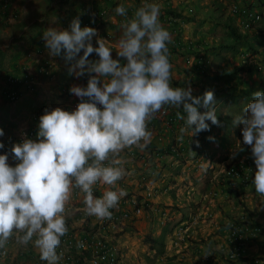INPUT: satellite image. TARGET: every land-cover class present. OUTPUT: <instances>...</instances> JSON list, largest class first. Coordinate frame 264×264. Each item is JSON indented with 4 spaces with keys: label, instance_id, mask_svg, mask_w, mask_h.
I'll use <instances>...</instances> for the list:
<instances>
[{
    "label": "crops",
    "instance_id": "crops-1",
    "mask_svg": "<svg viewBox=\"0 0 264 264\" xmlns=\"http://www.w3.org/2000/svg\"><path fill=\"white\" fill-rule=\"evenodd\" d=\"M144 2L0 0V128L5 133L0 141L5 147L11 148L22 133L35 139L45 108L74 110L79 98L70 93V87L87 85V76L69 74L71 63L63 55H49L44 31L70 29L76 17L94 22L95 14L108 7L97 33L112 47L115 59L124 19L117 15V6L124 5L131 17ZM148 2L160 5V23L172 36L168 45L171 85L186 88L190 82L194 96L212 90L219 125L206 121L210 130L193 137L189 130L180 142L177 138L184 121L177 119L178 109L165 105L149 123L152 136L148 146L143 150L126 148L119 157L125 170L121 188L127 195L117 207H128L132 195L147 199L150 205L134 220L115 225L110 219L87 215L84 194L73 190L64 213L68 231L97 233L110 240L118 247L120 264H161L163 253L174 254L182 248L173 247V237H185L187 243L191 240V246L196 242L191 254L198 251L209 256L229 246V225H256L262 233L254 238L248 231L243 254L258 256L254 254L264 251V196L255 192L252 181L256 165L251 146L243 143V125H235L234 118L242 113L255 91H264V64L258 63L264 59V41L260 37L264 34V18L247 26L246 19L234 8L259 5L264 9V0ZM96 39L93 37L94 46ZM89 59L99 57L93 53ZM230 73H235L232 80ZM5 88L15 90L20 97L10 101L2 94ZM199 110L205 111L202 107ZM169 115L174 122L168 121ZM233 153H238L235 158ZM9 163H16L11 155ZM234 164L240 170L237 175L229 173ZM108 187L102 184L97 197ZM147 189L153 191L151 196ZM34 240L35 237L27 245H18L11 239L9 255L0 257V264H47L40 259ZM76 253L79 264H90L88 251ZM58 264H62L61 258Z\"/></svg>",
    "mask_w": 264,
    "mask_h": 264
},
{
    "label": "clouds",
    "instance_id": "clouds-1",
    "mask_svg": "<svg viewBox=\"0 0 264 264\" xmlns=\"http://www.w3.org/2000/svg\"><path fill=\"white\" fill-rule=\"evenodd\" d=\"M115 11L124 18L115 59L107 40L92 27L82 28L79 17L70 29L49 28L43 33L49 55H63L71 63L69 74L87 76V85L70 87L79 98L74 110L45 108L36 138L22 133L10 152L0 154V249L13 238L27 245L35 237L40 259L58 264L57 248L68 232L64 213L74 189L84 194L87 215L111 219V210L127 195L117 187L125 175L120 154L126 148L148 146V124L165 105L178 109L176 117L184 121L180 142L189 130L191 137L210 130L206 121L219 125L212 90L194 96L190 82L186 88L171 85L172 36L160 23V5L145 0L131 17L124 5ZM93 53L99 59L90 60ZM252 96L234 124L243 125V143L251 146L256 165L252 184L264 196V91ZM4 135L0 128V137ZM195 144L199 147L198 140ZM4 147L0 141V149ZM9 155L15 165L9 163ZM97 183L109 186L99 197L93 191Z\"/></svg>",
    "mask_w": 264,
    "mask_h": 264
},
{
    "label": "built area",
    "instance_id": "built-area-1",
    "mask_svg": "<svg viewBox=\"0 0 264 264\" xmlns=\"http://www.w3.org/2000/svg\"><path fill=\"white\" fill-rule=\"evenodd\" d=\"M241 15L246 19V25L252 26L253 23H258L264 18V9L259 5L242 7H235ZM109 12L108 7H105L95 14L94 22L86 19L81 20V27H92L96 30L99 29L102 22ZM51 66V65H49ZM11 82V81H10ZM2 94L7 97L10 101H16L20 96L15 90L3 89ZM163 114H167V111H162ZM168 121L174 122L175 119L171 115L168 116ZM149 126V124H148ZM149 130V127H148ZM22 137L18 140L20 142ZM10 152V148L4 147L0 154ZM10 156V155H9ZM239 169L237 166L231 165L229 167V173L231 175L239 174ZM102 184L97 183L93 187L94 195L98 196L100 187ZM120 180L117 182V187L121 188ZM75 192L79 189H74ZM149 196L153 194V191L147 189ZM123 199V198H121ZM128 207H116L112 209V218L110 222L113 224H122L127 220H134L137 216L141 215L145 208L150 205L147 199H141L135 195H132L129 199ZM230 233L228 237L229 246L227 249L221 250L220 254L212 253V256H204L201 254H187V249L189 243L185 237L172 238L173 247H182L178 252L174 254L167 255L163 258L162 264H264V257L258 256H247L243 254L246 235L251 232L254 238L260 236L262 233L261 227L253 225L251 228L242 227L241 225H229ZM247 239V238H246ZM11 240L6 244L4 249H0V257H6L10 252ZM82 244V246H78ZM185 249V250H184ZM88 251L90 254L89 262L90 264H120V254L116 244L112 243L110 240L103 238L97 233L92 234H78L75 231H68L67 234L62 237L61 244L57 248V254L61 257L62 264H79L76 259V252Z\"/></svg>",
    "mask_w": 264,
    "mask_h": 264
},
{
    "label": "rangeland",
    "instance_id": "rangeland-1",
    "mask_svg": "<svg viewBox=\"0 0 264 264\" xmlns=\"http://www.w3.org/2000/svg\"><path fill=\"white\" fill-rule=\"evenodd\" d=\"M260 37H261V39H262L261 41H264V34H263V35H260ZM249 53L252 54L251 51H249ZM258 59H259V58H258ZM263 61H264V59H263ZM263 61H262V60H258L259 65H263V64H264V63H262ZM256 62H257V61H256ZM255 223H257V222H255ZM263 236H264V233H263ZM189 242H190V243H189L190 245H189V247H188V249H187V254H188V255L191 254V247L194 248V247H196V245H197L196 242H193V246H191V240H189ZM262 243H263L262 246H264V240L262 241ZM184 250H185V249H184ZM195 253L198 254V251H196ZM195 253H194V254H195ZM212 253L214 254V253H216V252H215V251H212V252L210 253V254H211L210 256H212ZM194 254H193V255H194ZM167 255H168V254H167ZM167 255L164 254V253L162 254V256H161L162 258L160 259V263H161V264L164 263V262H163V258H164L165 256H167ZM254 255H261V256L264 257V251H263V252H257V253H255ZM204 256L206 257V254H205Z\"/></svg>",
    "mask_w": 264,
    "mask_h": 264
},
{
    "label": "trees",
    "instance_id": "trees-1",
    "mask_svg": "<svg viewBox=\"0 0 264 264\" xmlns=\"http://www.w3.org/2000/svg\"><path fill=\"white\" fill-rule=\"evenodd\" d=\"M236 36V35H235ZM237 37V36H236ZM234 76H235V73H230L229 75H228V77H229V79L230 80H232L233 78H234ZM223 106H225V103H223Z\"/></svg>",
    "mask_w": 264,
    "mask_h": 264
}]
</instances>
